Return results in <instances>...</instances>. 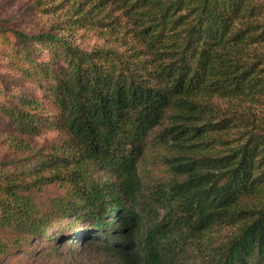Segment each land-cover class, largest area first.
Returning <instances> with one entry per match:
<instances>
[{
    "label": "trees",
    "instance_id": "16d2710c",
    "mask_svg": "<svg viewBox=\"0 0 264 264\" xmlns=\"http://www.w3.org/2000/svg\"><path fill=\"white\" fill-rule=\"evenodd\" d=\"M91 4L70 18L106 38L90 51L58 33L13 31L24 45L16 56L28 76L50 83L47 99L69 137L53 152L0 165V228L39 233L56 213L72 224L88 222L90 236L130 264H181L186 245L206 247L215 226L237 224L202 264H264V127L244 113L223 115L214 102L264 96V57L251 53L264 43V4ZM33 49L47 57H32ZM37 102L3 106L24 135L41 132ZM166 119L158 141L172 148L166 161L177 179L146 195L139 162ZM55 180L71 188L42 213L34 192ZM139 200L147 217L136 210ZM6 250L0 241V253Z\"/></svg>",
    "mask_w": 264,
    "mask_h": 264
},
{
    "label": "rangeland",
    "instance_id": "374dc122",
    "mask_svg": "<svg viewBox=\"0 0 264 264\" xmlns=\"http://www.w3.org/2000/svg\"><path fill=\"white\" fill-rule=\"evenodd\" d=\"M96 0H0V165L11 161H24L33 154L53 152L62 146L68 134L60 122L58 110L47 99L50 94L49 82L40 83L38 79L28 76V64L21 61L15 54V49H23L18 43L14 30L28 35L53 32L69 39L74 45L86 50L107 45L105 37H101L97 27H83L70 18L79 17L80 12L90 8ZM254 3L264 4V0H254ZM100 13V14H99ZM117 14V13H116ZM105 12H98V17ZM264 21V16L260 17ZM1 29L9 31L3 34ZM18 45V46H17ZM252 54L264 57V43L251 49ZM47 53L32 50L31 56L45 59ZM264 59V58H263ZM22 99L38 101L32 104L41 117V132L38 135L20 133L4 114V105L18 104ZM258 101H241L239 99L215 98L223 110V115L244 113L260 127H264V96ZM169 124L166 119L149 139V148L139 162V175L143 183V191L150 195L152 191L165 187L170 181L177 179L172 172L166 157L173 154L172 148L158 141V134ZM263 129V128H262ZM263 131V130H261ZM241 140L244 135L231 136ZM23 140L24 144H21ZM23 147V148H21ZM9 168L6 166V169ZM30 181V180H29ZM71 186L66 181L55 180L42 186L34 192L35 200L41 212L52 211L51 200L66 194ZM147 207V206H146ZM142 200L136 204V210L144 216L148 210ZM146 208V209H145ZM163 217L164 211L160 209ZM147 217V216H146ZM51 224L41 232L33 234L0 228V241L7 244V250L0 253V264H130L122 260L107 246L104 240L96 239L88 232V222L72 224V218H59L53 213ZM238 225L221 224L208 233L206 244H188L184 250L181 264H202L209 259L213 247L227 241ZM147 229V221L143 230ZM77 233H80L79 236ZM78 239H75L76 237Z\"/></svg>",
    "mask_w": 264,
    "mask_h": 264
}]
</instances>
